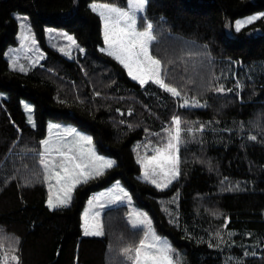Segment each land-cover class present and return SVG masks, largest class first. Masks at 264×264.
<instances>
[{
	"label": "trees",
	"instance_id": "16d2710c",
	"mask_svg": "<svg viewBox=\"0 0 264 264\" xmlns=\"http://www.w3.org/2000/svg\"><path fill=\"white\" fill-rule=\"evenodd\" d=\"M95 2L127 7V0H0V90L9 96L0 97V252H16L17 264H131L123 249L144 233L123 205L107 212L105 235L82 227L89 195L120 179L156 231L184 252V264H264V19L234 31L239 18L264 12V0H148L157 39L151 53L179 98L151 81L140 85L100 51ZM16 11L28 15L48 53L27 72L5 56L18 43ZM47 27L72 34L85 53L70 59L50 47ZM168 39L188 44L176 50ZM185 98L192 107L182 106ZM22 99L34 104L35 126ZM173 116L182 121L181 175L159 189L141 179L136 145L161 143ZM49 120L90 132L98 151L116 159L56 209L47 205L36 158Z\"/></svg>",
	"mask_w": 264,
	"mask_h": 264
},
{
	"label": "snow or ice",
	"instance_id": "6c2138e0",
	"mask_svg": "<svg viewBox=\"0 0 264 264\" xmlns=\"http://www.w3.org/2000/svg\"><path fill=\"white\" fill-rule=\"evenodd\" d=\"M147 3L148 0H127V7H120L116 4L97 5L95 3L90 6L92 11L97 12L103 21V39L106 47L101 48L100 51L106 52L119 61L128 70V74L134 80H137L140 85H146L151 81L173 96L180 97L181 92L165 82L161 60L151 54L150 46L156 41V36L153 34V23L146 17ZM22 19L27 20V17ZM261 19H264V12L237 20L234 31L239 33L245 26ZM141 20L145 25L143 30L138 27ZM62 35L68 41L67 48L75 46L78 51L82 53L85 51L83 48H79L74 36L67 33ZM30 39V35H22V40L25 43ZM31 42L33 45L36 43L35 40ZM67 48H61L60 51L70 55L71 53L67 51ZM31 50L29 49V51ZM40 59H43V56ZM38 62V60H30L32 65ZM10 63L14 70L18 68L20 72L28 71L24 64L19 63L18 55L14 54L10 59ZM217 91L224 92L225 89L220 87ZM228 91H231V89ZM182 106L192 107L193 105L185 98ZM26 110L29 113L33 112L30 105L26 106ZM128 114L131 115L132 113L129 112ZM29 121L34 125L31 115ZM181 124V118L173 116V126L162 129L166 134L164 147L154 148L155 154L145 156L141 161L144 168V179L159 189L168 188L181 175L179 167V151L182 140ZM53 127L59 128L60 126L55 125ZM203 127L201 125L196 130L202 131ZM188 131H192V129H188ZM68 137H71V139L69 140ZM250 139L255 140L256 137L252 136ZM41 143L44 150L39 154V163L44 168L45 179L49 181L50 194L47 203L49 208L52 209L68 207L77 185L87 184L99 179L106 174L107 170L116 166L115 160L97 153L92 136L84 135L75 128H69L64 133L58 134L54 140H44ZM53 180L55 184L52 183ZM53 188L56 189L55 192H53ZM125 197L130 200V194L120 187L114 193L112 202L114 203ZM99 207L102 208L103 205H99ZM92 220L93 222L89 224L86 213L84 234L104 235L99 211L93 214ZM137 225L146 226L143 238L139 240L136 247L123 249L127 260L131 264H183L182 257L178 256L170 242L162 241L161 237L154 232L146 214H135L133 227ZM221 242L223 243V240ZM209 246L212 247L213 245L210 243ZM215 247L219 248L220 245L217 244ZM243 255L247 256L248 253L244 252ZM12 259L19 261L18 256H14ZM240 264H242V261H240Z\"/></svg>",
	"mask_w": 264,
	"mask_h": 264
},
{
	"label": "rangeland",
	"instance_id": "374dc122",
	"mask_svg": "<svg viewBox=\"0 0 264 264\" xmlns=\"http://www.w3.org/2000/svg\"><path fill=\"white\" fill-rule=\"evenodd\" d=\"M95 4L97 5H102L104 3H99V2H95ZM14 16L18 21V25H19V29H18V33H17V40L18 43L15 45H9L5 51V56L7 57V59L9 60L10 63V59L11 57L15 54L19 56V63L24 64V66L26 68H28V71L31 70L32 68L41 65L43 63V61L46 59L47 57V51L45 50V48L43 47V45L41 44V42L37 39V37L35 36V33L32 29L31 23H30V19L28 17V15L26 13L20 12V11H16L14 12ZM250 16V15H249ZM23 17H27V20L22 19ZM247 17V16H246ZM246 17H242L239 18L238 20L244 19ZM103 22V21H102ZM144 23L143 20L140 21V23L138 24V27L143 30L144 27ZM154 28V27H153ZM104 31V29H103ZM63 33H67L68 35H72L69 32H67L64 29H60V28H55V27H47L46 29V41L47 44L52 47L53 49H55L56 51H58L59 53H61L62 55L70 58V59H74L76 57V55L78 54H84L85 51L82 53L80 51L77 50V48L75 46L71 47V48H67L68 46V41L64 38V36L62 35ZM154 34V31H153ZM22 35H30L31 39L25 43L22 40ZM73 36V35H72ZM161 37V36H160ZM76 39V38H75ZM32 40H35V45L32 44ZM169 40V39H168ZM157 41V39H156ZM154 41L152 43V45L150 46V50L151 48L154 46V43L156 42ZM77 45L79 46V48H83L85 50V48L83 46H81L78 41L76 40ZM171 47L175 48L176 50L181 49L182 47H184L185 45H187L188 43L186 41H176L174 39H170L169 41H167ZM104 47H106V45L104 44ZM61 48H67V51H69L71 54L68 55L65 52H61L60 49ZM29 49H32L31 51H29ZM158 51V50H157ZM152 54V53H151ZM153 56H155L154 54H152ZM43 56V59H40V57ZM156 58L160 59L159 57L155 56ZM30 60H38L39 62L36 63L35 65H32L30 63ZM162 62V70H163V60H161ZM11 66V63H10ZM12 67V66H11ZM18 69V68H17ZM19 70V69H18ZM128 71V70H127ZM132 77V76H131ZM178 89V88H177ZM181 92V89H178ZM0 97H4V98H8V92L6 91H2L0 90ZM179 98V97H178ZM22 107L26 112L27 115V119L28 122L32 125L35 126L36 125V119H35V113H34V104L27 100V99H22ZM30 105L33 108V112L29 113L26 110V106ZM32 116V119L34 121V125L33 123H31L29 121V116ZM55 125H59V128L53 127ZM69 128H75L78 132L84 134V135H90L92 136V134L88 131H85L83 129H80L77 125H75L74 123L70 122V121H58V120H49L48 124H47V132H46V136L42 139V141L44 140H54L56 138V136L60 133H64L67 129ZM93 138V136H92ZM68 139L70 140L71 137H68ZM161 143H156L157 141L153 140L152 138H148L143 142H140L138 145H136V149H137V158L139 163L142 166V172L140 174L141 179L145 180L143 177V164L141 163V161L145 158V156H151L154 155V148L160 147L163 148L164 144L166 143V134L165 136L162 137L161 139ZM93 143H94V139H93ZM95 145V143H94ZM96 151L99 155L104 156L106 158L109 159H113L116 161L115 157L109 156V155H104L102 153H100L95 145ZM44 148L43 145L41 143V148L38 151V156H36V158L38 159V163H39V159H40V153L43 152ZM179 157H180V172H181V152L179 151ZM40 165V163H39ZM41 169H42V173H43V178H44V183L46 185V190H47V200L49 197V181L47 179H45V171L42 165H40ZM147 181V180H146ZM149 182V181H148ZM53 184H55V181H52ZM79 185H77L78 187ZM76 187V188H77ZM122 187L123 189H125L129 194H130V200L125 197L119 201L116 202H112V197L114 195V193L116 192V190L118 188ZM76 190V189H75ZM75 190L72 194V200L75 194ZM56 189L53 188V192H55ZM72 203V201H71ZM70 203V204H71ZM48 205V203H47ZM99 205H103L102 208L99 207ZM124 206V209L126 210V215H127V219L130 223V225L133 227V220L135 219V214L140 213V214H146L147 216V220L149 222V224L152 226L154 232L161 237L162 241H166V242H170L172 248H174L176 250V253L178 254L179 257H182V261L184 264L185 261V254L182 250L177 249L176 247H174V245L172 244L171 240L165 236V235H161L160 233H158L154 227V223H153V218L150 215V213L140 207L134 200L133 196L131 195L130 191L128 190V188L122 183V181L120 179L113 181L111 184L105 186L104 188H101L97 191L92 192L81 213V218H82V227L84 229V224H85V214L87 213L88 216V221L89 224H91L93 222L92 217L93 214L96 211L100 212V220L103 224V232L104 235L106 234V226H105V220L107 217H109V215L107 214V212L112 209L115 208L117 206ZM70 206V205H69ZM63 208V207H60ZM52 209V208H51ZM132 214V215H130ZM134 228H141L143 230H146V226L144 225H137ZM95 236V235H92ZM103 236V235H102ZM17 256L16 252H9L7 250H2L0 252V259L4 262V264H17L16 260L12 259V257Z\"/></svg>",
	"mask_w": 264,
	"mask_h": 264
}]
</instances>
